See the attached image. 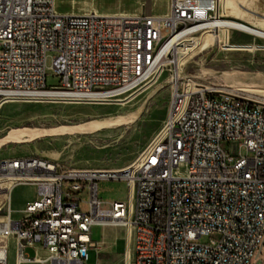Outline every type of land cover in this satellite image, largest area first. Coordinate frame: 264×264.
<instances>
[{
    "label": "built area",
    "instance_id": "2783aa9c",
    "mask_svg": "<svg viewBox=\"0 0 264 264\" xmlns=\"http://www.w3.org/2000/svg\"><path fill=\"white\" fill-rule=\"evenodd\" d=\"M225 19L221 0H170L159 16L66 15L56 0H0V109L113 105L164 75L176 80L160 130L128 166L0 157V264H8L11 242L16 264H87L90 250L99 255L94 227L124 229L123 264H251L264 235V100L177 79L188 53L191 60L213 48L215 38L191 53L200 36L217 35L218 52L247 50L232 41ZM48 70L60 86L46 87ZM222 142L245 156L223 151ZM30 178H48V186ZM104 181L125 183L128 200H102ZM18 187H40L41 195L13 211Z\"/></svg>",
    "mask_w": 264,
    "mask_h": 264
},
{
    "label": "rangeland",
    "instance_id": "374dc122",
    "mask_svg": "<svg viewBox=\"0 0 264 264\" xmlns=\"http://www.w3.org/2000/svg\"><path fill=\"white\" fill-rule=\"evenodd\" d=\"M231 2L236 7L232 11L229 10L228 14L223 12L224 17L249 25L255 24L261 28L262 25L264 26V0H231ZM168 7L169 0H56L57 12L66 15L139 11L150 15H163L167 12ZM232 41L254 45V48L251 51H232L227 55L228 59L216 60L213 58L210 63L226 69L264 73V39L245 32L234 31L232 32ZM206 52L189 62L202 61ZM217 53L219 52L217 51ZM166 77L167 75H164L162 82L167 79ZM173 83H175V79ZM58 86H60L58 78L48 70L46 72V87ZM150 87L143 89V92L141 91L134 100L124 106L10 103L0 109V137L13 127H51L90 119L114 121V119L123 117L139 107L148 93L156 86ZM170 92L171 88L168 86L157 93L148 102L140 119L129 128L93 135L73 134L58 139H42L26 145H10L0 151V157L21 156V158H27L29 155L39 153L43 157L58 160L72 168L117 169L128 166L138 157L145 155V148L160 130L166 116ZM261 99L264 100V98ZM221 149L231 154H240L241 156L246 154L244 150L235 152L227 142L221 143ZM35 194L37 195L36 187L16 188L11 195L13 211L19 210L24 199L33 197ZM99 196L104 201H127L128 188L122 182L104 181L99 184ZM84 199L85 197H83ZM81 208L86 209L85 205H82ZM16 217L18 215L13 216V218ZM90 240L96 243L98 248L105 240L112 243L111 253L113 255L121 256L124 253L125 232L121 229L114 228L106 231L104 228L94 227L91 230ZM198 242L207 243L208 239L201 238ZM25 254L34 258L36 250L28 249ZM45 255L44 252L39 253V257ZM105 258L103 254L97 255L96 252L90 250L87 264H123L122 257L112 262H104ZM8 264H16L13 242L10 244ZM251 264H264V235L254 252Z\"/></svg>",
    "mask_w": 264,
    "mask_h": 264
},
{
    "label": "water",
    "instance_id": "95a60500",
    "mask_svg": "<svg viewBox=\"0 0 264 264\" xmlns=\"http://www.w3.org/2000/svg\"><path fill=\"white\" fill-rule=\"evenodd\" d=\"M230 52L232 51L223 50L217 53V41H215L213 48L204 54L202 61H191L185 65L182 75L178 76V80H198L221 88H236L259 98H264L263 72L226 69L210 63L213 58L216 60L228 59L227 55ZM173 82L174 79L170 78L158 84L148 93L139 107L123 117L114 119L115 121L112 122L90 119L51 127L23 126L10 128L5 135L0 137V151L10 145L32 144L42 139H58L73 134L93 135L120 128H129L143 115L148 102L161 90L173 84ZM36 154L41 156L39 153Z\"/></svg>",
    "mask_w": 264,
    "mask_h": 264
},
{
    "label": "bare ground",
    "instance_id": "6f19581e",
    "mask_svg": "<svg viewBox=\"0 0 264 264\" xmlns=\"http://www.w3.org/2000/svg\"><path fill=\"white\" fill-rule=\"evenodd\" d=\"M235 7L236 6L231 2V0H221L222 13L223 12L227 13L229 10L232 11V10L235 9ZM238 9H239V7H238ZM225 18H226L225 20L220 21V24L231 26L233 28V31L245 32V33H247L249 35L256 36L258 38L264 39V28H263L264 26L263 25H262V28H261L259 26H255V24L254 25H249V24H245V23H243L241 21L232 20V19H229L227 17H225ZM219 37L223 38L222 33H221V35H219ZM214 38H215V41H216L217 40V35L214 36V35H210V34H205L204 36L199 37L198 39H194L195 42H194V44H192V45H194V47L191 48L189 51H192L191 53H194L196 50L199 51V52L203 51L204 49H206L211 44V42L213 41ZM243 47H245V49H247L246 51H251L254 48V45H244ZM257 47H259V46H257ZM259 50H261V49H259ZM191 56L192 55L190 53H188V56L186 58H184V61L188 62ZM175 82H176V80H175ZM148 87H150V86H147L144 89H146ZM141 91L137 92L135 95H132L126 101L119 102V103L113 104V105L124 106L125 104H127V103L131 102L132 100H134ZM117 101H123V100H117ZM109 122H112V121H109ZM21 162H28V157L27 158H21ZM30 185L48 186V178H30ZM36 188H37V195H41V188L40 187H36ZM34 258H36V256Z\"/></svg>",
    "mask_w": 264,
    "mask_h": 264
},
{
    "label": "crops",
    "instance_id": "0c3cea01",
    "mask_svg": "<svg viewBox=\"0 0 264 264\" xmlns=\"http://www.w3.org/2000/svg\"><path fill=\"white\" fill-rule=\"evenodd\" d=\"M169 3H170V0H169ZM169 8V7H168ZM168 11V10H167ZM95 13H97V14H101V15H112V14H128V15H131V14H141V13H144V14H147V13H145V12H142V11H139V12H133V13H99V12H95ZM167 13V12H166ZM84 14V13H83ZM147 15H150V14H147ZM164 15V14H163ZM155 16H159V15H155ZM36 155V154H35ZM39 156V155H38ZM42 157V156H41ZM44 158H47V157H44ZM50 159V158H49ZM52 160H54V159H52ZM56 161H58V160H56ZM36 195V194H35ZM34 199V197H28V198H26V199H24V201H23V203L21 204V207H20V209H22L23 207H24V205H25V203L26 202H28V201H31V200H33ZM115 201H120V200H115ZM11 208H12V210H13V204H12V197H11ZM19 209V210H20ZM18 211V210H17ZM121 229V230H123L124 231V229L123 228H120V227H104V229L107 231H109V230H111V229ZM125 232V231H124ZM112 246H113V244L112 243H110V242H108V241H104L101 245H100V247H99V250H98V253H99V255H101V254H103L106 258L105 259H103V261L104 262H112V261H116L117 259L119 260V258L120 257H122L123 258V254L121 255V256H117V255H113L112 253H111V248H112ZM110 255H111V257H110Z\"/></svg>",
    "mask_w": 264,
    "mask_h": 264
}]
</instances>
